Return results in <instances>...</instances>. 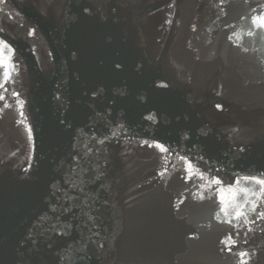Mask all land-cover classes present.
<instances>
[{
  "label": "water",
  "instance_id": "1",
  "mask_svg": "<svg viewBox=\"0 0 264 264\" xmlns=\"http://www.w3.org/2000/svg\"><path fill=\"white\" fill-rule=\"evenodd\" d=\"M259 17L0 0V264H264Z\"/></svg>",
  "mask_w": 264,
  "mask_h": 264
},
{
  "label": "snow or ice",
  "instance_id": "2",
  "mask_svg": "<svg viewBox=\"0 0 264 264\" xmlns=\"http://www.w3.org/2000/svg\"><path fill=\"white\" fill-rule=\"evenodd\" d=\"M257 23L259 24V26L261 28H264V17L253 18V24H257ZM0 47L8 48V59H0V69H2V73H0V75H2V81H0V86H3V84H6L7 81L10 79L11 70H13L10 68V57L12 54V49L10 47H8V45L4 41H0ZM117 67H119V66H117ZM2 99H3V97L0 96V100H2ZM218 107H219V105H218ZM157 147H160V146L157 145ZM161 150L164 151L163 148H161ZM188 168L189 169L191 168L190 164H188ZM244 179L245 180H251L255 184L260 185L261 191L264 192V179H259L256 177H245ZM212 183L220 184L221 181L219 179L214 178ZM241 191L246 192L245 189H241ZM226 208H227V205H225L224 207L221 208V211L225 212V214H227ZM241 215H243V213L239 209H237L236 210V216L240 217ZM242 255H245V254H242Z\"/></svg>",
  "mask_w": 264,
  "mask_h": 264
}]
</instances>
